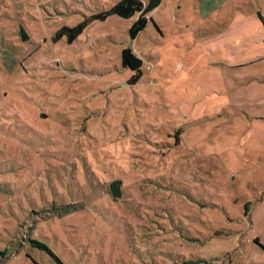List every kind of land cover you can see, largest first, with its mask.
<instances>
[{
  "label": "rangeland",
  "instance_id": "obj_1",
  "mask_svg": "<svg viewBox=\"0 0 264 264\" xmlns=\"http://www.w3.org/2000/svg\"><path fill=\"white\" fill-rule=\"evenodd\" d=\"M118 1L0 0V264H264V0Z\"/></svg>",
  "mask_w": 264,
  "mask_h": 264
},
{
  "label": "trees",
  "instance_id": "obj_2",
  "mask_svg": "<svg viewBox=\"0 0 264 264\" xmlns=\"http://www.w3.org/2000/svg\"><path fill=\"white\" fill-rule=\"evenodd\" d=\"M143 3L140 0H120L118 1L106 14H113L116 15L122 19H129L131 17H134L138 15L142 9H143ZM148 20L150 18H146L145 16L137 17V19L133 22L131 27L129 28L128 34L131 39H135L137 35L144 30L146 27ZM155 25V24H154ZM83 24L79 23L75 27L68 28H60L58 29L55 34L52 37V41L56 42L62 37H65L67 43H72L76 40L77 36L80 35L83 31ZM155 28L157 26L155 25ZM121 67L124 69H128L133 72V75L131 76L129 80V84L133 85L136 84L142 75V60L137 57L132 49L130 48H124L121 51V59H120ZM67 206L60 207L61 212H67L65 209ZM30 247L36 248L40 251H43L47 253L49 256H51L58 264H64L62 263L59 258H57V255L52 251V249L45 243H42L38 240H29Z\"/></svg>",
  "mask_w": 264,
  "mask_h": 264
},
{
  "label": "water",
  "instance_id": "obj_3",
  "mask_svg": "<svg viewBox=\"0 0 264 264\" xmlns=\"http://www.w3.org/2000/svg\"><path fill=\"white\" fill-rule=\"evenodd\" d=\"M162 0H148V3L143 6L142 11L138 14V17L147 15L150 11L155 9ZM26 36L22 34V40H25ZM120 182H113L110 184V190L112 193L113 198H118L120 196V190H119Z\"/></svg>",
  "mask_w": 264,
  "mask_h": 264
}]
</instances>
